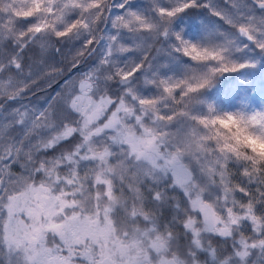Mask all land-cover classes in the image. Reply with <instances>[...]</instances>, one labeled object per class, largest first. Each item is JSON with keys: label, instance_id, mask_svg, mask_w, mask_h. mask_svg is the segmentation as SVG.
Returning a JSON list of instances; mask_svg holds the SVG:
<instances>
[{"label": "snow or ice", "instance_id": "6c2138e0", "mask_svg": "<svg viewBox=\"0 0 264 264\" xmlns=\"http://www.w3.org/2000/svg\"><path fill=\"white\" fill-rule=\"evenodd\" d=\"M0 264H264V0H0Z\"/></svg>", "mask_w": 264, "mask_h": 264}, {"label": "trees", "instance_id": "16d2710c", "mask_svg": "<svg viewBox=\"0 0 264 264\" xmlns=\"http://www.w3.org/2000/svg\"><path fill=\"white\" fill-rule=\"evenodd\" d=\"M58 88H59V85L54 84V85H53V88H52V89H49V91L58 90Z\"/></svg>", "mask_w": 264, "mask_h": 264}]
</instances>
